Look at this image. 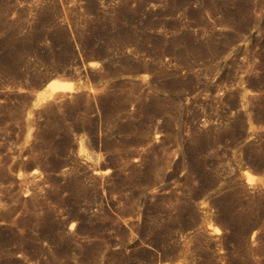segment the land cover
Returning a JSON list of instances; mask_svg holds the SVG:
<instances>
[{
    "label": "rangeland",
    "instance_id": "1",
    "mask_svg": "<svg viewBox=\"0 0 264 264\" xmlns=\"http://www.w3.org/2000/svg\"><path fill=\"white\" fill-rule=\"evenodd\" d=\"M0 188V264H264V0H0Z\"/></svg>",
    "mask_w": 264,
    "mask_h": 264
},
{
    "label": "bare ground",
    "instance_id": "2",
    "mask_svg": "<svg viewBox=\"0 0 264 264\" xmlns=\"http://www.w3.org/2000/svg\"><path fill=\"white\" fill-rule=\"evenodd\" d=\"M50 86L47 87V88H50L48 90L37 92V94L35 95V100H34L35 106H38V105L40 106L41 102L49 100V98L56 97V95L71 94V93H74L75 91L78 90V87H77L78 83H73L70 81H65V80H60V79H56V80L52 81ZM41 105H42V103H41ZM3 192H1L0 194L2 195Z\"/></svg>",
    "mask_w": 264,
    "mask_h": 264
},
{
    "label": "snow or ice",
    "instance_id": "3",
    "mask_svg": "<svg viewBox=\"0 0 264 264\" xmlns=\"http://www.w3.org/2000/svg\"><path fill=\"white\" fill-rule=\"evenodd\" d=\"M249 182L253 183L254 181L252 179H250ZM72 227H75V225H72Z\"/></svg>",
    "mask_w": 264,
    "mask_h": 264
}]
</instances>
